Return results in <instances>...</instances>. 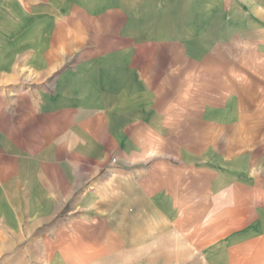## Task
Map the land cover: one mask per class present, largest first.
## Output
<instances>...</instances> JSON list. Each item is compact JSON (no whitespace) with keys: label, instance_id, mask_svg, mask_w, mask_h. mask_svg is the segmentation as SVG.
<instances>
[{"label":"crops","instance_id":"0c3cea01","mask_svg":"<svg viewBox=\"0 0 264 264\" xmlns=\"http://www.w3.org/2000/svg\"><path fill=\"white\" fill-rule=\"evenodd\" d=\"M15 251L264 264V0H0Z\"/></svg>","mask_w":264,"mask_h":264},{"label":"rangeland","instance_id":"374dc122","mask_svg":"<svg viewBox=\"0 0 264 264\" xmlns=\"http://www.w3.org/2000/svg\"><path fill=\"white\" fill-rule=\"evenodd\" d=\"M114 163H117V159H114ZM23 248V246H20ZM39 253H29V252H22V251H15L14 253L5 254L1 257L0 264H46L45 260L43 259L40 261ZM33 255L37 256L36 258ZM42 255V254H41ZM42 259V258H41Z\"/></svg>","mask_w":264,"mask_h":264}]
</instances>
